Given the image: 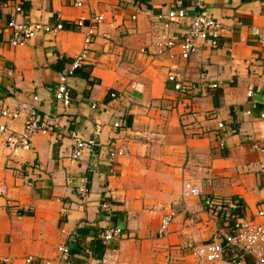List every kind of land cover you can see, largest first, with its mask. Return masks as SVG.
I'll return each mask as SVG.
<instances>
[{"label":"crops","instance_id":"crops-1","mask_svg":"<svg viewBox=\"0 0 264 264\" xmlns=\"http://www.w3.org/2000/svg\"><path fill=\"white\" fill-rule=\"evenodd\" d=\"M82 1L75 7L73 0H0V111H19L0 121L20 132L35 109L54 127L17 153L0 135V260L101 264L107 253L117 264H253L232 252L201 261L193 249L264 207V45L250 33L252 26L264 29V0H204L222 30L216 46L206 40L188 59L178 47L158 55L154 42L182 36L187 18L162 23L170 8L191 13L189 0H148L147 7ZM92 15L103 19L82 67L68 79L72 99L64 106L54 98L58 77L81 50ZM80 17L83 26L76 24ZM12 18L64 27L13 46L4 30ZM175 71L188 93L167 81ZM115 121L123 125L114 128ZM72 130L96 143L78 160L70 156ZM185 183L202 193L185 195ZM218 197L240 206L214 213L204 200ZM171 213L169 233L158 237L162 216ZM114 226L122 236L104 245L102 234ZM60 243L71 248L64 262L56 259Z\"/></svg>","mask_w":264,"mask_h":264},{"label":"built area","instance_id":"built-area-1","mask_svg":"<svg viewBox=\"0 0 264 264\" xmlns=\"http://www.w3.org/2000/svg\"><path fill=\"white\" fill-rule=\"evenodd\" d=\"M193 11L190 13L185 7L181 5L178 7L170 8L167 10L165 17L167 20L162 24L167 28L172 21H179L188 19L187 27L181 37L162 36L154 42L155 53L160 55L170 52L171 49L178 47V56L182 59H188L198 47L206 40H210L213 46H216L219 34L222 30L221 22L209 13L204 6V0H189ZM176 3L181 4V0H175ZM82 0H73L75 7L83 6ZM15 12L21 13L20 3L16 4ZM133 18H135L133 16ZM162 18V15H158ZM103 19L102 15H92L89 17L90 24L84 34L83 45L81 50L74 56L72 62L63 70L59 75L57 85L54 91V98L64 106H69L71 103V93L68 85V79L75 75L76 70L82 67L83 62L87 58V53L90 50L93 37L95 35V25ZM83 17L76 20L78 26H83ZM241 25V22H236ZM63 24L58 22L56 24H49L41 21H26L10 19L4 30L10 34L9 42L13 46L23 45L28 43L31 39L40 33L55 34L63 29ZM251 35L255 38L256 42L264 45V29L258 26L250 28ZM144 51V50H143ZM172 56V54H170ZM167 81L171 84L172 88L180 94H186L189 91L184 76L180 72H170L167 75ZM216 84H212L215 87ZM252 92L249 91L248 95ZM111 97H115L116 93H111ZM34 100L38 97L34 96ZM19 116V111L1 109L0 117L2 119H15ZM260 118L264 119V101L262 103V110ZM123 125L121 121L113 123L114 128H120ZM219 127H223L222 123H218ZM54 132L53 125L40 118L37 110L31 109L23 123L20 132L8 129V126L0 121V135L4 137V143L12 153H17L21 150H29L31 147L32 137L36 134H50ZM234 133L235 129L230 130ZM72 140L71 158L78 160L85 151H89L95 146L93 139H84L78 131L72 130L70 132ZM114 155V151L110 152ZM79 192L85 194L87 187L81 185ZM202 190L199 187L192 186L190 183L184 184V194L200 195ZM204 204L211 208L214 213L230 214L231 211L239 208V202L230 197L206 198ZM173 220V214H165L162 216L158 229V237H165L169 233V228ZM193 220V216H190ZM123 234V229L119 226H114L106 229L102 234V243L107 245L111 240L119 239ZM56 259L64 262L69 258L71 248L67 243H60L56 248ZM232 252L233 257H242L248 255L252 257L253 264H264V207L259 208L255 218L237 217L234 218L231 227L228 230L219 229L211 235V239L200 246L193 249V256L201 261L213 262L221 259L226 253ZM25 261L29 264L33 263L30 257ZM101 264H117L111 260L105 253L99 260ZM0 264H12V259L9 256H3ZM44 264H50L46 260Z\"/></svg>","mask_w":264,"mask_h":264},{"label":"trees","instance_id":"trees-1","mask_svg":"<svg viewBox=\"0 0 264 264\" xmlns=\"http://www.w3.org/2000/svg\"><path fill=\"white\" fill-rule=\"evenodd\" d=\"M133 1H134L135 4H138V5H145V6L147 5V6H148V3H147L148 0H133ZM147 6H146V7H147ZM75 74H76V72H75ZM235 212H236V211H235Z\"/></svg>","mask_w":264,"mask_h":264}]
</instances>
